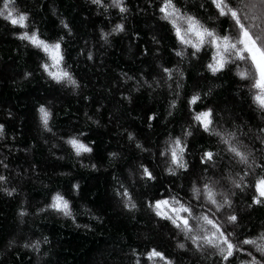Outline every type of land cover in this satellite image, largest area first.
I'll list each match as a JSON object with an SVG mask.
<instances>
[{"label": "trees", "instance_id": "trees-1", "mask_svg": "<svg viewBox=\"0 0 264 264\" xmlns=\"http://www.w3.org/2000/svg\"><path fill=\"white\" fill-rule=\"evenodd\" d=\"M104 3L109 7H98L91 0H17L18 7L29 13V29L35 28L49 42L63 37L61 66L76 79V87L53 81L39 67L47 60L45 54L14 35L22 29L0 18V124L5 126L0 135V174L7 177V182H0V189L17 190L12 196L0 191V264H136L137 260L140 264H165L159 259L147 260L144 253L153 247L173 264H221L214 250H196L147 203L173 193L187 202L190 182L197 173L203 175L199 156L205 149L216 150L217 137L189 127L194 112L213 108L214 126L228 131L239 126V138L248 144L253 141L244 133L264 135L257 127H264V112L252 99L256 90L251 89V80L236 75L235 63L215 75L209 72L205 65L210 52L193 57L187 48L183 59L177 57L172 52L176 40L170 26L160 19L158 0H124L125 13L111 7V0ZM201 3L206 11L199 9ZM177 6L186 7L213 26L208 20L213 11L206 0H177ZM116 23H123L124 30L112 32ZM215 26L219 29V21ZM101 29L110 33L106 39L100 38ZM160 64L175 66L183 75L173 69L169 80ZM249 68L250 64H240L241 70ZM25 72L31 75L25 77ZM195 92L201 99L189 106L188 98ZM173 99L176 105L170 108ZM40 104L52 113V132L41 126ZM149 112L156 114L152 121L147 120ZM185 129L193 134L184 137ZM129 132L134 140L128 139ZM77 133H84L80 139L91 144L92 153L76 156L64 142ZM177 136L187 144L191 171L173 176L165 171L166 157L159 152ZM136 141L148 151L137 148ZM255 146L264 147L258 141ZM141 163L153 172L155 180L140 176ZM222 168L220 162V168L207 175L215 172L216 179L237 170ZM73 184L79 187L73 189ZM121 185L132 194L135 209L125 208L115 194L117 189L123 191ZM252 191L236 190L232 197L239 215L237 240L249 234L257 236L264 228V206L248 207ZM54 192L69 200L72 216L51 209L36 211L44 208ZM21 208L27 210L23 217ZM10 240L15 241L12 247H8ZM33 240L40 242L38 249L22 247ZM181 241L186 248L177 247ZM245 247L259 256L250 246ZM241 258L250 259L238 253L236 264Z\"/></svg>", "mask_w": 264, "mask_h": 264}, {"label": "snow or ice", "instance_id": "snow-or-ice-1", "mask_svg": "<svg viewBox=\"0 0 264 264\" xmlns=\"http://www.w3.org/2000/svg\"><path fill=\"white\" fill-rule=\"evenodd\" d=\"M91 3L98 7H109L104 3V0H91ZM206 4L213 11V15L208 17V20L213 24L211 27L208 23L202 22L196 14L189 12L186 7L177 6V0H158L157 11L160 14V19L170 26L169 30L174 34L176 40V46L173 47L172 52L181 59L184 58L187 48L191 49L190 55L193 57H197L201 52L205 55L210 52V59L205 68L213 75L225 70L229 64L235 63L236 75L241 79L251 80L250 87L256 90L252 99L261 112H264V0H206ZM0 5H2L0 6V18L22 29L14 35L42 51L47 57V60L42 61L39 67L53 81L76 87V79L66 68L61 66L64 58L60 41L63 37L49 42L42 38L35 28L29 29V13L18 7L17 0H0ZM110 6L117 8L120 13H125L128 10L124 0H111ZM199 9L206 11L205 3H201ZM121 19L123 20V16ZM216 21H219V29L215 26ZM61 23L65 29L69 28V25L64 21ZM123 30V23H116L111 31L120 32ZM108 35L110 33L101 29V39H106ZM153 40L159 43L155 37ZM91 58V54H89V59ZM241 63L250 64V68L241 70ZM158 66L169 80L172 77L173 69L180 76L183 75L181 70L175 66L173 68L165 67L162 64ZM30 75L29 72L24 73L25 77ZM124 75L127 79H133V77ZM144 84L151 87V84L146 80ZM168 87L171 88V84ZM176 87L179 88L180 84L177 83ZM85 99L87 98L85 97ZM200 99V93L195 92L188 98L187 103L192 106ZM175 105L176 100L173 99L169 106L174 108ZM38 111L42 128L47 132H52L50 126L52 113L44 104L39 105ZM155 115V113L149 112L147 120H154ZM213 117L214 109L210 107L203 108L191 115L189 127L195 126L202 129L204 133H208L210 137H217L218 146L215 151L203 150L199 156L203 175L197 173L196 178L190 182V195L187 202L180 197L179 193H173L150 200L147 206L154 211L157 217L169 221L174 228L179 229L184 240L190 241L196 250L200 251L206 248L214 250L213 254L220 257L221 264H236L238 253H244L246 257H250V259H239V264H264V228L257 236L249 234L243 240L235 239L239 215L233 208L234 201L232 199L236 195V190L245 192L247 189H252L253 191L248 196L250 200L248 207L264 206V147L257 148L255 146L256 141L264 146V135L249 136L248 133H244L245 137L253 141L251 144L245 143L243 139L239 138V126H234L232 131L222 130L214 126L216 122ZM4 127L3 124H0V135L3 134ZM257 127L260 133H264V127ZM192 134L187 129L183 131L184 137ZM83 135L84 133H77L64 140L67 145H70L71 151L76 156L93 152L91 144L80 139ZM61 139L64 138L61 137ZM128 139L134 140V134L129 132ZM136 147L142 151H148L139 141H136ZM186 149L187 144L180 136L172 137L166 142V147L159 152L161 157H166V172L175 176L178 171H191L190 164L186 160ZM115 155L117 154L109 153V156ZM220 162H223L221 171H231L232 168L237 170L232 175L227 177L220 175L216 179L213 178L216 176L215 172L211 176L207 175L210 170L220 168ZM4 167L7 168V165ZM90 167L95 168L96 165L91 164ZM139 169L142 178L156 179L145 164L141 163ZM249 177L254 179L250 181ZM0 182H7V177L0 174ZM225 183L227 187H225ZM78 187L77 184L72 185L73 189ZM120 187L123 191L117 189L115 194L121 198L125 208L135 209L136 204L133 202L129 189L123 185ZM0 191L12 196L17 190L15 187H5ZM197 208L200 209L199 212L196 211ZM205 208L207 211H204ZM45 209H51L64 216H72L70 202L60 192L52 193L50 201L45 204L44 208H38L36 211L43 212ZM26 211L25 208H21L19 215L23 217ZM229 228L233 231H229ZM39 243L36 240L25 241L22 247L36 250L39 248ZM14 244L15 241L10 240L8 247H12ZM245 246L253 248L259 256ZM177 247L184 249L187 245L181 241L177 243ZM132 251L135 254V250ZM144 255L149 261L159 259L165 261V264H173L164 252L154 247L147 250ZM136 264H140L139 260Z\"/></svg>", "mask_w": 264, "mask_h": 264}]
</instances>
